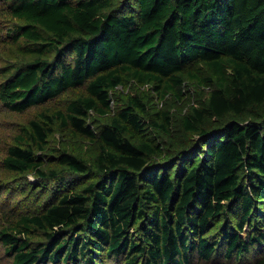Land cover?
<instances>
[{"label": "trees", "instance_id": "1", "mask_svg": "<svg viewBox=\"0 0 264 264\" xmlns=\"http://www.w3.org/2000/svg\"><path fill=\"white\" fill-rule=\"evenodd\" d=\"M3 8L0 106L23 113L77 90L10 135L5 263L264 264V0ZM119 86L130 91L114 109ZM58 129L84 142L58 145ZM29 173L57 184L38 208L11 203L40 186Z\"/></svg>", "mask_w": 264, "mask_h": 264}, {"label": "rangeland", "instance_id": "2", "mask_svg": "<svg viewBox=\"0 0 264 264\" xmlns=\"http://www.w3.org/2000/svg\"><path fill=\"white\" fill-rule=\"evenodd\" d=\"M5 4V0H0V35L3 33L2 29L5 28L8 24V20L1 19L2 15L1 12L4 10L3 6ZM13 22V21H12ZM3 44L0 43V50L2 49ZM2 56V52H0V59ZM0 60V64H1ZM186 91L188 94L195 92L200 93V88L194 83V81H187ZM130 91V87H124L119 86L118 90L115 91V93L112 91L113 95V101H112V107L115 109L117 104L122 103V93H127ZM77 94V90H69L67 93L63 94L61 97L58 98V100H52L45 106H34L30 107L28 110H26L23 113H16L11 112L6 108H3L0 106V160L5 154V148L10 140V135L14 132V128L18 122L26 123L31 117L37 116L38 113L43 110L50 108L52 111L50 113L55 112L58 109H61V107L64 106L65 100L69 99ZM115 94V96H114ZM169 98H172L171 94H169ZM177 106H180V104H174V108ZM157 135L162 138V134L156 131ZM83 140L77 139L73 137L69 131H64L62 129H58V131L55 134V138L53 139V142L58 145H64L69 147V149L78 148ZM84 142V141H83ZM87 148V145H85ZM84 148L80 151L83 152L85 150ZM1 167V163H0ZM73 174L69 173L68 178L73 177ZM32 179L33 181H37V183H40V186L38 188L34 187H28L24 193H17V197H13L11 200V203L13 204H19V200L21 199L22 202L25 203L23 205V208H30L31 206H34L35 208H38L41 203H45L47 197L53 193V195L57 194V184L54 181H49V179L41 178L40 176H37L33 173H29L26 176L23 175V177H20V179ZM47 186V191L44 192L43 187ZM8 197V194L6 195V199ZM4 205L5 208H8L10 206V202L4 200L0 203L1 205ZM4 249L0 243V264H9L5 263L4 259ZM4 259V261H3ZM109 264H116L115 262L111 261Z\"/></svg>", "mask_w": 264, "mask_h": 264}]
</instances>
